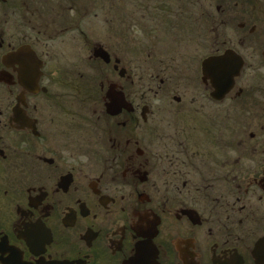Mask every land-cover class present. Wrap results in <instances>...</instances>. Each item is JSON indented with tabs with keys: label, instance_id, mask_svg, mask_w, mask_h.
Returning a JSON list of instances; mask_svg holds the SVG:
<instances>
[{
	"label": "flooded vegetation",
	"instance_id": "flooded-vegetation-1",
	"mask_svg": "<svg viewBox=\"0 0 264 264\" xmlns=\"http://www.w3.org/2000/svg\"><path fill=\"white\" fill-rule=\"evenodd\" d=\"M65 1L0 0V264H264V71L256 66L264 68V0H235L230 9L227 0H208V35L225 48L210 47L205 58L220 62L213 68L241 64L238 73L234 67L222 72L233 81L225 93L211 77L204 92L220 104L229 98L256 103H237L223 119L210 113L208 145L189 149L223 175L221 188L205 182L203 200L191 195L202 188L187 174L163 168L174 146L188 153L183 143L191 125L181 118L193 120L196 111L177 96L169 102L163 75L151 88L155 97L164 93L160 108L138 105L122 59L95 43L87 57L112 63V73L96 88L87 86L96 100L85 118L84 73L63 67L84 61L85 45L73 33L83 25ZM126 1V13L137 8L142 28L164 14L169 27L176 2L184 5ZM195 4L189 0L190 14ZM218 13L219 23L212 18ZM231 27L239 34L237 51L229 45ZM246 75L247 91L238 87ZM246 122L254 128L240 139Z\"/></svg>",
	"mask_w": 264,
	"mask_h": 264
},
{
	"label": "rangeland",
	"instance_id": "rangeland-1",
	"mask_svg": "<svg viewBox=\"0 0 264 264\" xmlns=\"http://www.w3.org/2000/svg\"><path fill=\"white\" fill-rule=\"evenodd\" d=\"M152 1L144 0L143 3ZM182 1L184 3L183 6L179 2H176V5H174L177 10L175 14H172L168 18L169 27L165 26L161 21L167 19L165 17L166 14H164V16H158L160 21L157 22L155 18L151 20L150 27L142 28L137 23L141 22V16L134 14L137 8H133V12L129 13V15L126 13L125 7L129 4L126 0H66L64 3L65 6H75L76 11L80 13L77 21L83 25V30H77L73 33L75 34V38L79 40L78 42L84 43L85 50L82 54L85 57L83 62L69 60L67 64H63V67L67 66L70 72L74 70L84 73L83 97L85 99L84 114L86 119L92 117L90 107L92 106V109H94V102L96 100V94H92L90 92L91 89L87 86L96 88L99 78L103 79V76L108 71L112 73V63L110 65L98 64V62H94V59L89 60L87 57V54L89 56L91 47L95 43L103 45L108 51L111 50V55L122 59L123 66L132 77V84L127 83L126 87L136 104H146L155 110L160 108L164 101V93L160 92L159 96L155 97V89L152 90L151 88L158 86L156 77H161L162 75L166 78L165 84L162 87L165 91L168 89L169 91L167 92L171 94V100L169 102L173 103V96L181 98L185 106H189L192 102L190 107L196 109L193 120L191 118H181V121L188 122L191 125L189 132L192 134H189L183 143L184 147L188 148V153H183V145L181 148L174 146L175 153L169 152L170 157L166 158V164L164 163L163 168L165 170H179L182 175L187 174L189 183L201 186L202 188L198 195L193 193L191 195L194 198L199 197L200 200H203L208 195V190L205 191L203 189L205 182L208 183V180H212L214 186L216 185L221 188V183H224L223 175L221 174V170H208V158L205 160L197 157L192 158V153L189 152V149L195 151L208 145V137L207 141H205L204 131L208 132L210 125L208 118H210L211 114L215 115L218 119H223L232 113V110L228 109L236 107L237 103L246 102L249 103L250 108H253L256 101L255 99L243 101L229 98L220 104L209 97V92L208 95L204 92L205 84L202 82L201 62L208 56L210 47L219 48L222 51L225 46L222 45L221 39L211 38L208 35L207 29H209L210 25L208 18V0H196L195 8H193L191 14L189 12V0ZM234 2L235 0H227L226 9H230ZM181 7H184V9ZM261 14V18H264L262 11ZM131 17L133 21H130ZM212 18L218 20L217 23H219L224 16L222 13H218ZM260 23H264V20H261ZM230 29L231 35L229 37L232 40V44L229 45L235 49L236 36L239 34L237 28L231 27ZM81 32L86 35V39L81 35ZM211 39L213 43H210ZM67 44L79 46L70 40L67 41ZM176 45L177 47L174 48ZM236 49L239 50L237 45ZM72 54L76 53L68 52L69 56ZM252 56L250 54V58L253 60ZM256 66L257 71H264V68L259 63H256ZM117 75L115 77L116 79H114L120 82ZM248 77L249 75H246L239 82L238 87L245 88L246 91L248 88L250 89V84H247L248 81L245 82V80H248ZM254 82L255 79L252 81L251 86L255 85ZM206 103H208V108ZM97 108L100 109L99 105H97ZM194 124L196 129L192 128ZM204 124L205 128H203ZM154 125H152V128ZM252 128L254 126L249 128L246 122V132L243 135L244 130L240 127V134L242 136L240 139L245 138V136L247 137V133L250 134ZM237 129L239 128L237 127ZM148 140L153 142L159 153L164 150L162 144L154 140L153 137L148 138ZM93 142L91 140L89 143L93 144ZM238 151L242 152V150ZM185 155H189L190 157L187 156L185 159ZM233 156L232 154L231 158ZM186 161L187 164H184ZM243 163L245 164L244 166L250 165L247 158H243ZM86 170L89 169L86 168ZM202 204L204 203L202 202Z\"/></svg>",
	"mask_w": 264,
	"mask_h": 264
},
{
	"label": "water",
	"instance_id": "water-1",
	"mask_svg": "<svg viewBox=\"0 0 264 264\" xmlns=\"http://www.w3.org/2000/svg\"><path fill=\"white\" fill-rule=\"evenodd\" d=\"M217 62H218V64H220V62L217 61V59H206L202 62L203 81L205 82L206 79H208V77L213 78L215 83L218 82V84L215 85L216 89L221 90V91L223 90V92H221V93H225L228 89H230V87H232L233 81L231 79H228V77H229L228 74L225 75V73H221V74L213 73V71H212L213 66L215 64H217ZM240 64H241L240 61H238L233 66H228L227 69L225 70L224 63L221 62L222 68L225 71H229V69L234 67L236 69L235 73H238V69L240 67ZM221 85H223V86L221 87ZM116 97L118 99L119 96H116ZM214 97H216V96L214 95ZM219 97H221V95ZM118 101H119V99H118ZM113 105H114V103H112V101L110 104H108L107 108H108L109 112H112Z\"/></svg>",
	"mask_w": 264,
	"mask_h": 264
},
{
	"label": "snow or ice",
	"instance_id": "snow-or-ice-1",
	"mask_svg": "<svg viewBox=\"0 0 264 264\" xmlns=\"http://www.w3.org/2000/svg\"><path fill=\"white\" fill-rule=\"evenodd\" d=\"M212 71L215 74H221L224 71V69H222V68H213Z\"/></svg>",
	"mask_w": 264,
	"mask_h": 264
}]
</instances>
